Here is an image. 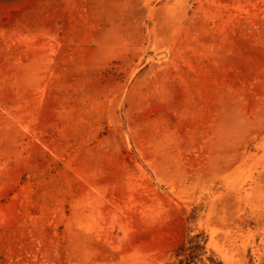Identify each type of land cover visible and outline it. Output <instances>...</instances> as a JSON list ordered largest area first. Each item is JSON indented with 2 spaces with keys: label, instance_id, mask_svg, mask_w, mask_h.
Returning <instances> with one entry per match:
<instances>
[{
  "label": "rangeland",
  "instance_id": "1",
  "mask_svg": "<svg viewBox=\"0 0 264 264\" xmlns=\"http://www.w3.org/2000/svg\"><path fill=\"white\" fill-rule=\"evenodd\" d=\"M0 264H264V0H0Z\"/></svg>",
  "mask_w": 264,
  "mask_h": 264
}]
</instances>
